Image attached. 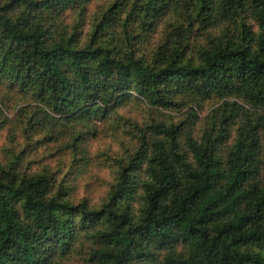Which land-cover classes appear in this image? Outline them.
Instances as JSON below:
<instances>
[{
  "label": "trees",
  "instance_id": "1",
  "mask_svg": "<svg viewBox=\"0 0 264 264\" xmlns=\"http://www.w3.org/2000/svg\"><path fill=\"white\" fill-rule=\"evenodd\" d=\"M0 264H264V0H0Z\"/></svg>",
  "mask_w": 264,
  "mask_h": 264
},
{
  "label": "rangeland",
  "instance_id": "2",
  "mask_svg": "<svg viewBox=\"0 0 264 264\" xmlns=\"http://www.w3.org/2000/svg\"><path fill=\"white\" fill-rule=\"evenodd\" d=\"M102 176H107V173L106 172H103Z\"/></svg>",
  "mask_w": 264,
  "mask_h": 264
}]
</instances>
